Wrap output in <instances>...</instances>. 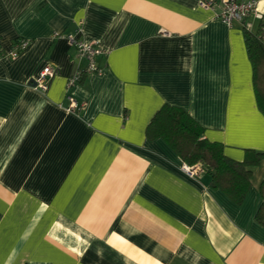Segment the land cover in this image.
Here are the masks:
<instances>
[{
  "label": "crops",
  "instance_id": "0c3cea01",
  "mask_svg": "<svg viewBox=\"0 0 264 264\" xmlns=\"http://www.w3.org/2000/svg\"><path fill=\"white\" fill-rule=\"evenodd\" d=\"M199 0H0V264H264V160L237 204L145 129L182 108L226 157L264 153L245 28ZM257 11L264 15V0ZM255 37L259 22L247 19ZM248 31V30H246ZM107 51L78 61L60 34ZM29 46L9 56L18 40ZM51 68L44 90L35 87ZM83 107L68 112L67 96Z\"/></svg>",
  "mask_w": 264,
  "mask_h": 264
},
{
  "label": "trees",
  "instance_id": "16d2710c",
  "mask_svg": "<svg viewBox=\"0 0 264 264\" xmlns=\"http://www.w3.org/2000/svg\"><path fill=\"white\" fill-rule=\"evenodd\" d=\"M253 69V88L259 110L264 113V45L245 30ZM204 129L182 108L167 104L154 114L145 129L148 140L162 139L189 167L202 164L211 174L210 185L240 204L251 188L252 171L264 160V153L246 151L243 161L229 159L223 145L203 139ZM261 204L256 221L264 226V180L259 187Z\"/></svg>",
  "mask_w": 264,
  "mask_h": 264
},
{
  "label": "built area",
  "instance_id": "2783aa9c",
  "mask_svg": "<svg viewBox=\"0 0 264 264\" xmlns=\"http://www.w3.org/2000/svg\"><path fill=\"white\" fill-rule=\"evenodd\" d=\"M200 5L206 9H214L219 3L220 9L217 12L216 17L223 23L231 26L234 22L243 25L245 30L251 28V25L247 22V19L253 17L259 22L258 33L256 38L264 45V15H261L257 11V5L259 0H199ZM60 37L68 41V43L74 48L75 56L78 61V66L73 75L68 79L66 89L69 91L74 86L81 83L83 78L91 73H100L102 68L99 65V59L106 56L107 51L102 48L97 42H86L79 38H76L74 34H60ZM29 46L27 40H18L13 46L9 56L14 58L22 51L26 50ZM51 76V68L45 67L39 74L38 79L35 81V87L41 90L46 88L47 79ZM68 105L66 110L68 112H76L83 107V104H79L72 96H67ZM183 171L186 174H191L192 167L183 165Z\"/></svg>",
  "mask_w": 264,
  "mask_h": 264
}]
</instances>
